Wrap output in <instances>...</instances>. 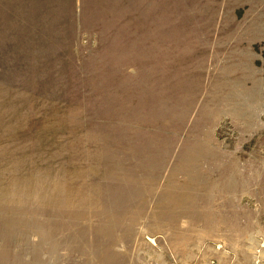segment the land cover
Segmentation results:
<instances>
[{"label":"rangeland","instance_id":"374dc122","mask_svg":"<svg viewBox=\"0 0 264 264\" xmlns=\"http://www.w3.org/2000/svg\"><path fill=\"white\" fill-rule=\"evenodd\" d=\"M0 264H264V0H0Z\"/></svg>","mask_w":264,"mask_h":264}]
</instances>
